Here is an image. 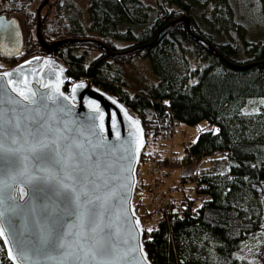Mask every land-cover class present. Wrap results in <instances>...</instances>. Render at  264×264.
<instances>
[{"label": "trees", "instance_id": "16d2710c", "mask_svg": "<svg viewBox=\"0 0 264 264\" xmlns=\"http://www.w3.org/2000/svg\"><path fill=\"white\" fill-rule=\"evenodd\" d=\"M4 1L23 13L31 28L37 19V12L31 10L34 0ZM88 2L84 23L81 8L57 0L53 11L42 18L43 40L96 39L111 51L122 53L111 56L91 40L57 46L52 55L68 67L69 76L91 77L96 85L118 96L138 113L146 135L151 134L154 141L162 142L166 129L177 122L195 125L206 119L217 131H201L196 142L186 146L183 160L177 161H199L214 152L231 161L226 175L205 173L199 177L207 182L202 189L208 195L204 204L193 212L185 209L176 213L157 226L144 225L145 248L152 263L213 264L220 258L231 264H247L234 253L263 230L264 113H244L241 106L249 98H264V32L260 41L250 40L246 33L240 34V44L238 40H222L220 34L229 18L223 0H216L209 17L194 10V0H154L155 10L143 0ZM183 14L189 15L190 31L202 42L193 38L182 22L161 31ZM122 24L128 26L122 30ZM117 40L130 45L118 48ZM38 51L45 49L36 36L27 39L17 58ZM93 51L99 54L90 58ZM137 56L149 59L157 82L148 91L130 95L121 76H113L111 70L113 63H128ZM191 57L198 65H191ZM0 247V264H12L4 255L1 239Z\"/></svg>", "mask_w": 264, "mask_h": 264}, {"label": "water", "instance_id": "95a60500", "mask_svg": "<svg viewBox=\"0 0 264 264\" xmlns=\"http://www.w3.org/2000/svg\"><path fill=\"white\" fill-rule=\"evenodd\" d=\"M48 2L43 0L37 8L36 27L46 54L32 56L0 71V143L6 150L4 159L26 157L36 164L30 151L35 146L32 133L44 128L49 130V140L57 139L58 135L63 137L54 146L58 147L61 158L67 155L66 148L76 155L77 162L91 157L88 164L99 177L94 178V202L88 222L82 225L75 205L64 194L57 195L54 183L37 179L26 186L22 178L14 183L11 177L16 166L10 168L0 163L3 182L0 209L5 212L6 221L5 234L0 239L5 255L12 264H153L145 248L144 228L134 202L137 167L147 143L142 119L118 96L96 85L91 77L71 78L68 67L52 55L57 46L87 40L96 42L111 56L122 50L111 51L96 39L64 38L46 43L41 35V10ZM177 22L185 23L193 38L202 42L190 31L191 18L187 14L174 19L161 31ZM23 46L24 33L19 20L1 14L0 54L16 56ZM209 48L215 52L213 47ZM19 92L35 93L31 97L34 102L23 100ZM97 107L99 113L95 111ZM41 166L55 172L60 179L65 175L62 160L45 158ZM44 174L35 168L28 170L30 176ZM59 242L65 247H58ZM89 251L96 254L95 260L84 258Z\"/></svg>", "mask_w": 264, "mask_h": 264}, {"label": "rangeland", "instance_id": "374dc122", "mask_svg": "<svg viewBox=\"0 0 264 264\" xmlns=\"http://www.w3.org/2000/svg\"><path fill=\"white\" fill-rule=\"evenodd\" d=\"M57 0H49V2L42 8L41 17L44 18L47 13H51L54 8V4ZM73 2L78 8H81L82 20L84 23L87 22V5L88 0H67ZM147 4L151 5L155 10L154 0H143ZM225 2V12H227V6L229 9L228 26L222 30L220 38L222 40H229L235 42L238 40L240 44V34L246 33L250 40L260 41L263 37L264 32V2L263 0H223ZM43 0H34L31 7L32 12H37L38 6ZM216 0H194V10L197 13L205 14L210 16L214 3ZM5 14L8 17H15L20 21L22 30L24 32V39L26 43L27 39L36 38V26L37 21L32 24L31 28L28 27L27 21L23 13L14 10L11 4L6 3L4 0H0V15ZM53 15L50 14V18ZM41 18V19H42ZM204 25L208 27L209 23L205 22ZM128 25H120V29L124 30ZM135 30H137L135 28ZM215 33V32H213ZM116 45L118 48L130 45V42L117 40ZM24 47V46H23ZM45 52L38 51L32 53L26 58H17L16 56H4L0 55V71L8 69L20 64L22 61L35 56L44 55ZM99 54V51H93L90 58H95ZM15 57V58H13ZM244 57H242L243 59ZM192 66L198 65V60L195 57L190 58ZM113 76H121L125 83V89L127 93L133 95L134 92L139 90H149L153 84L157 82V77L154 74L149 59L142 57H134L130 62L124 64L113 63L111 70ZM241 110L244 113L255 114L264 113V98H249L241 106ZM174 141L171 143L169 140H163L162 142L154 141L151 134L146 135L148 143L144 149L145 153L150 150H158L163 153L170 154L172 157L171 162L165 164V168L162 172L153 163L148 162L145 159H141L139 163V169L143 172V177L140 183L143 186H138L135 192L134 201L137 207V213L140 215L145 226H150L151 218L155 217L154 204L156 203L155 196L150 190L148 185L152 184L156 178L165 180L169 179L170 183H166V186H177L179 179L184 174H189L193 171L206 173V174H218L226 175L230 170L231 161L229 158L219 152H214L210 157H206L203 160H192L190 163H180L177 161L183 160L186 152V146L189 143L196 142L198 135L201 131L211 130L217 131V127L209 123L206 119L201 120L195 125H189L185 122H177L174 126ZM173 145V147H171ZM169 175L168 177L166 176ZM179 187H176V189ZM180 193L175 190L174 195L178 196ZM263 206V230L255 235L251 236L244 241L242 247L235 251L234 255L237 258L244 259L247 264H264V200ZM5 255V254H4ZM3 250L0 247V262L2 260ZM213 264H231L227 261H223L220 258L213 262Z\"/></svg>", "mask_w": 264, "mask_h": 264}, {"label": "snow or ice", "instance_id": "6c2138e0", "mask_svg": "<svg viewBox=\"0 0 264 264\" xmlns=\"http://www.w3.org/2000/svg\"><path fill=\"white\" fill-rule=\"evenodd\" d=\"M14 83L13 81H9V84ZM15 92V88H13ZM23 100L28 103H33L34 101L31 99L35 93H31L30 95H25L24 92L17 93ZM97 113H99V108L95 109ZM127 116V113H124ZM116 122L115 116L112 117V124L114 125ZM135 123V122H133ZM49 130L44 128H37L33 131L32 136L35 141V146L30 149L33 154V159L37 162L36 164H32L26 157L20 159L17 157V160L4 159L5 148L2 143H0V163L8 165L10 168L16 166L15 175L11 177L12 181L17 182L18 178H22V182L26 186H31L32 182L35 180H39L41 182H51L54 183L56 188L58 189L57 195L61 193L67 196V198L75 205L77 211L79 212L82 225L88 222V214L90 211V206L93 204L92 193L95 188L94 178H98L99 174L97 172L91 171V166L88 164V161L91 157H84L82 162H77V157L73 153L67 150V155L63 158L60 157L58 147H54L59 145L60 140L63 139L62 136L57 137V139L49 140L48 139ZM117 138H119V134L116 133ZM11 151V150H7ZM45 158L62 160V166L65 168V175L63 179H60L56 176L55 172L46 170L41 166L42 160ZM29 168H35L36 171L45 172L44 175L39 177L28 175ZM71 169V171H68ZM65 180L71 181V183H65ZM3 182L0 181V184ZM2 191V189H0ZM21 194H23V189H20ZM13 197H10L12 199ZM2 204V201H0ZM5 212L0 209V236H3L4 226H5ZM11 227V225H8ZM151 231V229H149ZM47 237L45 240L47 241ZM57 246L60 248H64L65 245L62 242L57 243ZM9 253L11 254V249H9ZM91 257V259H96V254L94 252H87L85 254V259Z\"/></svg>", "mask_w": 264, "mask_h": 264}, {"label": "built area", "instance_id": "2783aa9c", "mask_svg": "<svg viewBox=\"0 0 264 264\" xmlns=\"http://www.w3.org/2000/svg\"><path fill=\"white\" fill-rule=\"evenodd\" d=\"M174 136V127L166 129L165 138L167 140L173 141ZM171 157L170 154L168 155L162 151L152 150L144 158L163 172L165 164L172 161ZM166 176L168 177L169 175L166 174ZM200 176L201 174L198 171L181 176L179 184L175 188L174 186L165 187L166 183H170L169 179L162 180L156 178L152 184L148 185V190L154 194L156 199V203L154 204V214L156 216L151 218L152 226L159 225L162 220L167 221L171 217H176V213L181 214L185 209L193 212L198 206L206 202L208 195L203 193L202 189L207 187V182L201 181ZM142 177L143 172L137 169L138 186H143L140 183ZM176 187L179 188L176 189ZM175 190L180 193L178 196L174 195Z\"/></svg>", "mask_w": 264, "mask_h": 264}, {"label": "flooded vegetation", "instance_id": "af4514ba", "mask_svg": "<svg viewBox=\"0 0 264 264\" xmlns=\"http://www.w3.org/2000/svg\"><path fill=\"white\" fill-rule=\"evenodd\" d=\"M42 18V17H41ZM41 22H42V20H41ZM37 27V26H36ZM36 36H37V31H36Z\"/></svg>", "mask_w": 264, "mask_h": 264}, {"label": "bare ground", "instance_id": "6f19581e", "mask_svg": "<svg viewBox=\"0 0 264 264\" xmlns=\"http://www.w3.org/2000/svg\"><path fill=\"white\" fill-rule=\"evenodd\" d=\"M152 196H154V195H152Z\"/></svg>", "mask_w": 264, "mask_h": 264}]
</instances>
